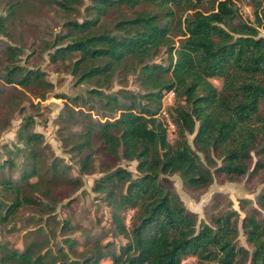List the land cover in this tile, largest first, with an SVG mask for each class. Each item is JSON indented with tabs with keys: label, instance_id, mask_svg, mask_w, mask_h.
<instances>
[{
	"label": "trees",
	"instance_id": "16d2710c",
	"mask_svg": "<svg viewBox=\"0 0 264 264\" xmlns=\"http://www.w3.org/2000/svg\"><path fill=\"white\" fill-rule=\"evenodd\" d=\"M36 1L63 17L62 29L41 41L49 60L76 82L93 85L67 96L59 112V139L77 156L76 174L47 152L31 113L22 115L16 141L0 146V232L24 237L21 247L0 238V264H240L245 249L234 243L235 211L196 227V214L166 175L178 172L198 187L210 183L215 170L234 178L264 169V0H250L253 22L241 17L236 0H90L83 8V0ZM205 3L208 8H198ZM22 9L30 10L25 0H5L0 14V33L12 40L0 39V131L21 98L33 105L31 97L43 99L53 87L45 70L21 62L26 43L12 30L27 22ZM162 50L166 56L157 61ZM131 72L140 89H112L115 76ZM212 77L222 79L221 87ZM9 88L8 102H1ZM170 90L173 101L164 106ZM96 155L102 173L92 190L111 208L114 235L126 240L86 236L79 253L69 219L52 214V195L59 185L79 187ZM122 158L135 160L136 171L119 165ZM258 201L264 207V192ZM24 207L37 214L22 216ZM57 222L63 237L53 249ZM242 228L253 245L249 263L264 264V217L245 215ZM189 255L194 261L184 263Z\"/></svg>",
	"mask_w": 264,
	"mask_h": 264
},
{
	"label": "rangeland",
	"instance_id": "374dc122",
	"mask_svg": "<svg viewBox=\"0 0 264 264\" xmlns=\"http://www.w3.org/2000/svg\"><path fill=\"white\" fill-rule=\"evenodd\" d=\"M90 0H83V8ZM26 6L30 10H21V17L27 18V22L23 25H16L13 27L12 33L14 39L18 40L20 33L26 46L24 52L21 54V62L28 66H39L46 71L48 79L53 82V87L47 92L45 98L40 99L31 97L33 105H30L27 98H21L20 104L16 106L11 112L8 113L9 124L0 131V146L3 143L12 144L16 141V130L21 121L22 115L31 113L34 115L35 130L41 131L44 135V140L47 143V152L54 155L61 156L64 161L72 165V172L76 174L79 164L77 162L76 154L66 151L59 139V112L66 101L67 96L82 94L86 88L93 85L91 82H76L75 78L63 70L56 63L51 62L48 58L47 51L42 48V40L50 38L52 34L61 30L62 13L55 10L54 6L49 8H42V4L36 0H25ZM238 12L241 17L248 22L254 20V6L250 0H236ZM5 0H0V14L4 13ZM200 9L208 8V4L198 7ZM259 35L264 36V31L259 30ZM177 38V37H176ZM0 39L7 42H12L8 37L0 33ZM1 51V44H0ZM2 56V52L0 53ZM166 56V52L162 50L155 59L162 60ZM210 80L217 86L221 87L222 79L219 77H212ZM112 89L118 87H127L129 89L138 90L140 85L135 77V73L131 72L126 74H119L114 77ZM14 90L9 88L2 96L1 102H8L10 93ZM19 106H23L22 112L19 111ZM260 113L264 114V99L260 102ZM73 129L77 126H72ZM175 126H168V136L170 139L174 137ZM192 134H187V139L191 142ZM255 158L251 161L253 164ZM99 155L95 156L94 167L92 172L83 173L81 175L82 184L79 187L72 185H59L52 195L55 200V208L52 211L53 216L61 221L69 219L72 230L68 235L78 240L75 249L76 252H83L85 249L84 237L89 236L92 240L94 235L102 238V241L113 239L117 243L124 242L125 237L121 235H114L111 224V208L107 205L100 192L92 190L93 180L102 172L100 171ZM221 160L217 159V164ZM118 164L124 166L131 171L135 172V160L120 159ZM169 179V184L173 190L178 194L185 207L196 214L197 222L196 227L200 221L212 223V218L224 214L229 210H234V219L237 225V234L234 240L236 246H241L245 249L240 256V264H250V256L253 245L246 239V235L242 228V218L245 215L254 214L257 217H264V207L258 201V195L264 192V169L258 174L253 175H240L234 178H229L223 173L213 171V178L210 183L203 186H189L185 184L178 172L169 173L166 175ZM133 210H128L125 214V222L130 226V216ZM22 216L37 214V211L32 207H24L21 210ZM45 216V215H44ZM59 222L52 223L55 235L50 234L51 244L53 249L61 243L63 235L59 232ZM5 230L0 232V238L7 240L11 245L21 247L23 236L21 231L13 233H5ZM67 245L65 244V247ZM72 253L70 254V256ZM194 261L193 256H186L183 259L184 263H191ZM103 263H111L110 259H105ZM207 264H217L209 262Z\"/></svg>",
	"mask_w": 264,
	"mask_h": 264
},
{
	"label": "built area",
	"instance_id": "2783aa9c",
	"mask_svg": "<svg viewBox=\"0 0 264 264\" xmlns=\"http://www.w3.org/2000/svg\"><path fill=\"white\" fill-rule=\"evenodd\" d=\"M173 97H174V91L173 90H170L169 92H167L163 97L164 106L171 104L173 101ZM168 122H169V125L173 126V124L170 121H168Z\"/></svg>",
	"mask_w": 264,
	"mask_h": 264
}]
</instances>
